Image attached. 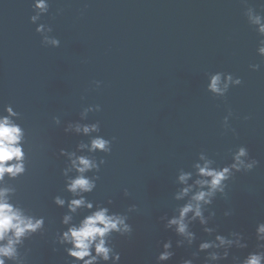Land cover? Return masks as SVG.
<instances>
[{"label": "water", "instance_id": "95a60500", "mask_svg": "<svg viewBox=\"0 0 264 264\" xmlns=\"http://www.w3.org/2000/svg\"><path fill=\"white\" fill-rule=\"evenodd\" d=\"M48 2V13L32 24L33 0H0V112L11 105L21 114L27 157L25 175L6 186L16 189L13 202L45 218L44 234L20 249L21 255L27 250L25 264H74L55 243L67 209L53 203L57 195L71 198L64 191L60 149L74 151L89 140L65 134L70 122H99L100 135L113 141L109 155L95 154L105 163L87 199L119 213L138 209L129 216L132 236L112 240L120 264H156L168 240L175 255L167 264L191 258L199 242L209 239L199 223L191 226L196 243L177 248L178 237L161 220L184 203L173 199L178 172L191 171L202 151L223 167L239 146L259 163L228 182L226 197L217 196L209 209L216 213L209 226L225 236L240 232L248 245L233 248L221 264L256 251L255 229L264 222V60L242 0ZM247 5L262 11V0ZM40 23L51 27L58 48L41 43L35 31ZM251 64L261 69L252 71ZM216 72L242 84L216 98L206 90L208 75ZM96 105L99 112L80 120L84 108ZM229 110L234 132L222 127ZM205 255L194 264H206Z\"/></svg>", "mask_w": 264, "mask_h": 264}, {"label": "clouds", "instance_id": "9594fccd", "mask_svg": "<svg viewBox=\"0 0 264 264\" xmlns=\"http://www.w3.org/2000/svg\"><path fill=\"white\" fill-rule=\"evenodd\" d=\"M245 4V16L247 23L260 37L257 54L264 60V0L262 11ZM48 0H33L34 15L30 17L32 24H37L41 17L49 11ZM59 14V12H58ZM36 33L42 38L41 43L46 47L58 48L60 40L52 37L51 27L40 23ZM252 71H259L261 64H251ZM100 87L99 82H95ZM242 80L230 73L216 72L208 75L206 90L216 98H224L230 88L238 87ZM100 106H89L80 113V120H86L91 112H99ZM233 113L231 110L224 117L222 127L228 131L229 120ZM21 114L14 111L11 105H5L0 112V264H25L27 250L21 255L20 249L26 240L33 236L44 234L45 218L37 217L22 207L19 202H13L16 189L6 186L7 182L16 181L25 175L26 167V133L19 121ZM248 119V117H245ZM55 125L60 126L61 120L53 118ZM65 134L89 137L88 142H80L74 151L60 149L59 156L64 157L66 166L62 169L64 177V191L70 194V199L59 195L54 197L53 203L58 208L67 209L61 218L64 230L58 232L55 243L64 248L67 257L74 264H120L121 254L116 251L112 243L113 237H131L133 226L128 222L131 213L138 211L135 205L129 207L127 212L119 213L111 210L103 204H95L87 199L97 187L100 179L98 173L104 165L103 158L96 159V153L109 155L111 153L112 140L100 135L99 122L84 124L70 122L64 127ZM115 138H113L114 140ZM231 163L223 167L216 166V161L209 158L205 152L198 155L192 164L191 171L179 170L176 184L179 186L173 199L184 203L177 207L171 217H161L164 228L171 230L178 237L176 247L191 248L197 241L196 233L191 226L199 223L203 232L209 239L199 242L196 252L189 259H184L182 264H194L200 253L206 254V264H221L227 261L230 251L245 249L248 247L245 237L240 232H231L227 236L217 233L214 227H210L216 213L209 211L217 196L226 197L228 182L238 173H250L257 167L258 161L250 158L248 149L239 146L230 151ZM91 174V175H90ZM124 195L128 192L125 189ZM112 204L111 200L107 201ZM208 213L205 215V213ZM81 215L78 222L74 218ZM231 215L225 211L224 216ZM214 237V238H213ZM257 241L256 251L249 252L243 259L232 257V264H264V222L258 223L255 229ZM175 252L172 241L168 240L162 245V250L156 257V264H167Z\"/></svg>", "mask_w": 264, "mask_h": 264}]
</instances>
